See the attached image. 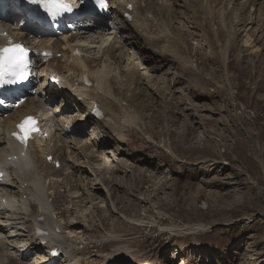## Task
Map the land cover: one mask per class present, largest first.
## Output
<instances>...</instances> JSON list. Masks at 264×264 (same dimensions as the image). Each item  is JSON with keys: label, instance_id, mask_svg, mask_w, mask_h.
Wrapping results in <instances>:
<instances>
[{"label": "rangeland", "instance_id": "obj_1", "mask_svg": "<svg viewBox=\"0 0 264 264\" xmlns=\"http://www.w3.org/2000/svg\"><path fill=\"white\" fill-rule=\"evenodd\" d=\"M166 1L171 2L157 0L154 24L159 12L174 21L175 38L188 54L187 65L168 53L150 54V58L139 42L137 55L143 63L132 58L131 48L128 55L121 52L122 69L136 66L143 78L145 102L130 96L134 85L122 87V93L145 120L128 111L131 122L110 121L122 131L120 143L114 140L107 148L96 144L86 151L92 146V128L85 126L84 117L73 111L74 121L70 116L62 119L65 129L76 125L85 132L79 140L66 137L70 157L65 172L77 181L78 191L58 187L69 211L62 223L79 224L72 234L79 264H102L106 255L113 257L115 250L124 247L127 251L120 252L113 264H128V260H132L129 264L157 260L162 264H264V0H256L253 11L252 5L238 7L240 0H172L171 7ZM221 6L235 36L220 24ZM164 8L170 12L166 14ZM174 12L178 19L171 16ZM112 32L106 31L107 41L101 45L99 38L94 49L101 45L103 52L113 44ZM227 39L235 44L225 63L229 81L220 60ZM123 41L115 46L121 49L126 45ZM240 49L246 56L238 60ZM56 61L74 65L68 54ZM63 71L77 88L78 71ZM95 132L100 140L110 136L101 128ZM101 153L106 154L105 160ZM89 160L87 168L82 163ZM73 165L79 172L75 177ZM99 172L117 183L112 189L114 210L105 195L107 188L95 181ZM117 232L125 233L126 242L111 244L109 235Z\"/></svg>", "mask_w": 264, "mask_h": 264}, {"label": "bare ground", "instance_id": "obj_2", "mask_svg": "<svg viewBox=\"0 0 264 264\" xmlns=\"http://www.w3.org/2000/svg\"><path fill=\"white\" fill-rule=\"evenodd\" d=\"M16 1L17 0H0V48L4 46H9V41H8L9 36L14 41L21 40L28 45H36L38 41V36H36L35 38L33 37L35 32H39L42 38L38 46L39 54L36 55L35 58H40V53L42 52L43 48H49L50 50L52 49L54 54L62 53V55H65L68 52L72 54V52L76 47L80 51H83L80 49L78 45L75 44V42L82 44L84 43V45H86L85 51L86 53H89L90 58H84V59L75 58L72 63L78 68L75 67L74 65H66L61 61H56L58 59H53L52 61L54 62L46 61V60L45 63L36 62L35 66L36 68H41L45 65L44 66L45 70H54L63 78L62 85L68 89H71L74 85L72 84L71 81L72 79L70 80V78L65 76V74L63 73V69H67L68 72L78 71V74L82 79L85 76H88V78L91 80V84L86 85L85 83L80 82L79 87L74 91L75 93H79L81 96H84L83 100L78 99L76 102H72V103H70V101H66L65 103L66 107L64 108V110H62L60 107H56V109L54 110L50 106L52 101L53 102L58 101L60 96L64 100L67 99V97H65V95L62 94L63 92H56L49 90L47 85L44 83L42 85L43 87L42 92H43V97L45 99L36 100L35 98H27L21 100L23 102V106H21L18 109H11L10 111H13V113L12 114L10 113L8 118H2L0 116V264H53V263L59 264L60 263L59 261L61 260H65V262L68 264H74V262L75 264H79L80 259H78L77 256L79 254L77 253L78 251L76 250V247L73 243V240L76 241V238H73L72 236L73 233L77 232V230L75 229L76 226H78L79 224L73 225V224H68L67 222L64 224L61 223L62 220H64L65 218V214L67 215L69 211L67 208H65L64 195L58 191L59 186L60 187L65 186L67 189L77 192L78 183L76 180L71 178L72 175H69V173L68 174L65 173V163L66 161H68L67 157L69 156L67 152L68 149L64 145L60 146L59 143L62 142L63 144H65L64 138L69 136H75L74 138L76 140H79L80 137L82 136L81 134L85 132L83 128H80L76 125L72 126L70 130L65 129L64 122L62 121V119L66 118L67 116H70V118H72L71 113L73 111H76L78 114H80V117H84L86 122L85 126L89 125V128H92V139H91L92 146L90 147L88 146L86 151L95 148L96 144L100 145L101 148H107L108 145L112 146L111 144L113 143L114 140H117V142L120 143L123 138L122 131L120 132L118 130V127L114 122H113L114 125L109 122L115 121L117 119L119 120V122H122L123 120H125L126 122L132 121V117H130V114L128 112L129 111L128 109L131 108H127V107L124 108V106H121L123 105L122 103L124 101L126 102L130 101V99L125 98V95H123L122 87L134 85V89L131 91L132 94H130V96L134 97L135 94L137 95V97H142V102H145L141 89L142 77L140 74H138L136 66L131 68L130 71H128L129 69L125 71H123V69L121 70L122 63H124L125 61V58H122L121 52L126 51L125 52L126 55L129 52L128 49L131 48L133 52L132 58L138 60L140 56L137 55V53H139V49L138 46H136L138 45L136 43L139 42V47L143 48L150 56V58H152L151 55L162 56L163 53H168L172 58H174V61L176 62L182 61L183 63H185V65H187L185 62L186 61L185 57H187L188 54L187 56L186 53L184 54L182 43L179 42V40L177 41L175 38L174 35L175 27L173 25L174 21L172 19L165 18L167 16L166 15L163 16L164 13L161 14L160 12L158 14L159 19L157 24H154V21L148 18V15L150 13L151 14L154 13V11L157 9L158 4L156 0H124L123 2L119 0H112V2L115 3V6L111 5L109 6V9H113L112 16L114 17V20H116L115 23H117L118 21L119 25L117 27H115V25L112 27L113 30H117L115 33V38H116L115 42L112 44L113 42L112 41L110 45L107 46V48H104L103 52L100 50L102 47L101 45H103L107 41L104 40L106 36L105 34H101L100 36L98 35V37H94L93 35H92L93 37L89 36L90 38L88 40H83L81 34H79V36L76 37V33H79L78 31L80 26L79 24L83 19L88 18L89 19V21H87L88 24L90 26L92 25V19H90L89 15L82 13V14H77L76 18H72L71 16H66L64 19L62 17L57 18L56 21L62 27L70 24V27L74 29L72 31L73 32L72 38H70V40L67 39L66 37L64 38V41L60 39L55 40L53 39L52 35L50 36L49 34H47V32H45L38 26H32L26 28L28 25L27 24L28 15L31 14L32 9L43 8V4L41 0H37V2H32V0L27 2V5L26 6L24 5L23 13H21V10L17 8V6L15 5ZM117 1L120 2L119 6H116ZM194 1L196 3L198 2V0H194ZM255 1L256 0H240L238 7L241 6L242 9H246L247 6L252 5L253 9L251 10L253 11L254 6L256 5ZM3 2L6 3L3 4ZM132 2L134 3L133 11L131 12L127 11L126 10L127 5ZM171 2H167L170 7L172 6ZM206 3H208V1L205 2V4ZM74 4L76 9L80 8V5L77 2H74ZM220 9L223 10L222 14L220 13L221 14L220 24L228 29V24H227L228 17H226V8L221 6ZM167 11L169 10L168 9L166 10V14ZM127 13L133 15L134 17L133 21H130L125 16ZM22 15L25 18L24 21L20 25L16 24V21L20 19ZM176 15L177 14H175L174 12V14H172L171 16L178 19L179 17L178 16L176 17ZM95 17L100 18L101 15H96ZM94 20H97V18ZM96 25L97 28H95V30L100 29V31L105 33L106 24L101 23ZM130 26H132L131 27L133 29L132 32L129 31ZM155 27H159L160 32H157ZM229 27L230 30L229 29L228 30L230 34H233L235 36L236 34L233 33L234 26L230 25ZM5 32H8V36L6 37H4L3 35L5 34ZM44 33L49 39L45 38ZM93 33H99V32L94 31ZM113 33L114 32H112V34ZM132 33L135 34V36L132 35ZM120 37H122L121 40ZM133 37L135 39L134 42H132L131 40ZM99 38L102 44L97 47L98 51H96L97 48L95 50L94 47H90V45L94 46L93 44H98L97 40ZM122 40H124L123 42H125L126 45H130V46L125 45L126 47L123 46L121 49L117 48V46L115 45L120 46L118 42H122ZM64 44L65 46H68L69 51L63 47ZM133 44H135L134 47ZM234 46L235 44H233L232 40L227 39L225 49L222 52V54H220L221 55L220 60L221 63L223 64V71L226 73L225 74L226 81H229L228 78L229 66H225V63L229 61L230 54L231 52H233ZM90 48L93 49L90 50ZM148 48H151L150 53L147 51ZM154 50L156 53L154 52ZM100 53H102L103 55L102 59H100L101 57L96 58V56L99 55ZM244 56H246L244 54V51L240 49V51L238 52V60L244 59L243 58ZM223 58H225L226 61H224L225 59ZM143 62L144 61L142 62L139 61V63H143ZM239 63H241V61H239ZM119 65L121 68L119 67ZM115 81L118 84V87H116ZM119 88L121 92L119 91ZM135 88L136 90H139V92L135 93L136 92ZM31 93L33 94L34 92L31 91ZM8 98L10 99V97ZM95 103H99L102 106V108L106 111L108 120L106 119L101 123L100 121H97L95 119H90V118L88 119L92 107ZM73 105H75L77 108L75 107L72 108ZM120 111H125V112L124 114H120ZM47 112L53 113L56 117L59 118V120H55L54 119L55 116L53 117L51 114H49V117L53 118L54 120H52L51 118L49 119L47 118L48 119L47 120L46 119ZM28 114L40 115V117L43 118V123L45 122V125L50 129L47 130L48 139L47 140L41 139L40 142L37 141L34 142L29 148L28 157L21 158L20 152H17L9 144L10 133L14 127L13 120L17 121L21 117ZM121 116H123L122 117L123 119L120 118ZM139 118L141 120H145L144 116L139 115ZM72 120L74 121L75 118H72ZM54 123L56 125V128H60V133L58 132L59 134L57 133L53 134ZM122 126L124 127V125ZM100 128L109 131L110 132L109 135L116 134L117 137L111 138L110 136H108L107 139L100 140L101 135L99 134V132H95ZM48 140L51 142L54 140L55 144L53 147L47 148L41 145V142L42 144L49 143ZM80 142L85 145L84 141L81 140ZM101 154L103 156V160H105V158H107L106 154L105 153H101ZM51 156H53V159L52 162L50 163L48 159ZM15 157H17V159H14ZM57 161L61 162V164L64 167L63 169H56L55 162ZM78 161L79 159L77 160V162ZM90 163L91 162L89 160L87 163L84 162L82 164H84L87 168L88 167L90 168V166L88 165ZM107 163L108 162H106V165ZM102 167L104 169L107 168L106 166L105 167L102 166ZM74 168L75 166L71 171L73 172L75 177L77 174H79V172H77V170H74ZM91 172L94 173L95 170L91 169ZM99 173H100L99 176L96 175L95 181L98 183V185L100 186L102 185L105 188H107V193H105V195L111 196L112 199L113 197L112 189L114 188V186L117 185V183H112L110 181L111 179H107L101 176L102 172ZM55 178H63V179L61 183H59L58 180L57 182H52V180ZM109 203L111 204L110 207H112L114 210L116 207L114 201L112 200ZM63 207L65 210L62 209ZM51 209H53L57 213V216L60 219L58 222V226L60 228L59 230H56V226H52L49 222L50 221L49 215ZM38 214H40V216L42 217H45V220L48 221V227H47L48 234L46 235V240L50 244H52L54 248L58 247L64 250V254L60 258L49 257L48 251H46L45 248L40 245L41 241L39 239H36L33 236V234L30 233V227H31L30 225ZM115 224H117V222ZM126 227L127 225L124 226V228ZM120 230H123V227L121 229L119 228L118 231ZM170 231L172 233H175V231L172 230ZM122 234L125 233L117 232L115 234H110L109 239L112 242L111 244L126 242V240H123ZM161 234H160L161 237L166 235L164 233ZM118 235L119 236L122 235V237H116ZM125 251H127V247H124L117 251L115 250L114 253H117L118 255L120 252H125ZM117 255L115 256L113 255V259L118 257ZM120 258L121 256H119V259ZM113 259H111L109 263L113 264L112 262ZM126 263L128 264L132 263V260H128V262ZM144 263L150 264L147 263V261ZM120 264H125V263H120ZM151 264H161V262L160 260H158L156 262H152Z\"/></svg>", "mask_w": 264, "mask_h": 264}, {"label": "snow or ice", "instance_id": "obj_3", "mask_svg": "<svg viewBox=\"0 0 264 264\" xmlns=\"http://www.w3.org/2000/svg\"><path fill=\"white\" fill-rule=\"evenodd\" d=\"M37 2V0H32ZM95 4L101 9L107 7L106 0H95ZM67 11H71V7L67 4L58 5ZM28 51L20 44L9 42V46L0 48V85L13 84L17 81L26 79V69L28 64ZM0 103H3L0 100ZM59 105V101H56ZM19 133H14L16 138L22 144H27L31 135L37 131V121L33 117H26L19 125H17Z\"/></svg>", "mask_w": 264, "mask_h": 264}]
</instances>
